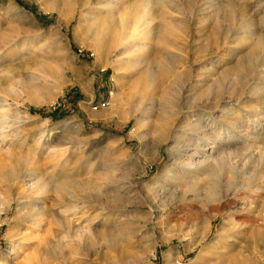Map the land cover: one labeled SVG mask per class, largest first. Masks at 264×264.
<instances>
[{"label": "rangeland", "instance_id": "rangeland-1", "mask_svg": "<svg viewBox=\"0 0 264 264\" xmlns=\"http://www.w3.org/2000/svg\"><path fill=\"white\" fill-rule=\"evenodd\" d=\"M0 264H264V0H0Z\"/></svg>", "mask_w": 264, "mask_h": 264}, {"label": "bare ground", "instance_id": "bare-ground-1", "mask_svg": "<svg viewBox=\"0 0 264 264\" xmlns=\"http://www.w3.org/2000/svg\"><path fill=\"white\" fill-rule=\"evenodd\" d=\"M224 163V162H223ZM223 165V164H222ZM214 166V165H213ZM217 166V165H216ZM227 166V165H226ZM229 166V165H228ZM219 167V166H218ZM212 168V167H211ZM210 168V169H211ZM225 168H227L228 169V167H225ZM215 169V168H214ZM216 169H218V168H216ZM215 169V170H216ZM222 169V168H221ZM214 170V171H215ZM220 170V169H219ZM219 170H217V171H219ZM223 170V169H222ZM213 171V168H212V170L210 171L211 173H210V183H211V186H210V189H215V190H218V189H221V185L224 183V182H221L220 181V178H222L220 175H219V172H214ZM225 170H223V172H224ZM232 171H233V169H229V170H227V173H226V175H227V181L228 182H232V181H234V178L236 177V176H238V175H236L235 177L233 176V173H232ZM236 171V170H235ZM226 172V171H225ZM236 173H238V172H236ZM236 173H234V174H236ZM226 175H225V177H226ZM224 176V175H223ZM200 212L201 213H203L202 211V209L200 208ZM197 211H199V209L197 210Z\"/></svg>", "mask_w": 264, "mask_h": 264}]
</instances>
